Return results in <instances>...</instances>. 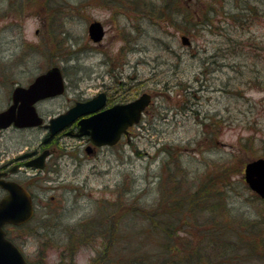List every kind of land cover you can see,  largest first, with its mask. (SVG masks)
Masks as SVG:
<instances>
[{
    "label": "rangeland",
    "instance_id": "1",
    "mask_svg": "<svg viewBox=\"0 0 264 264\" xmlns=\"http://www.w3.org/2000/svg\"><path fill=\"white\" fill-rule=\"evenodd\" d=\"M175 8L173 23L160 15L164 0H0V110L14 85H26L52 65L61 68L66 89L40 105L45 117L91 96L102 84L117 85L116 79L131 85L133 96L142 90L152 94L128 138L88 159L82 156L80 164L67 147L57 165L40 174L45 180L36 178L34 219L7 228L27 260L98 262L100 238L71 246L65 243L71 240L65 238L67 227L84 217L98 219L109 213V205L154 208L163 192L173 197L169 177L183 173L175 184L184 190L179 200L192 197L189 180L203 181L210 172L219 177L217 186L229 180L228 205L240 216L253 218L264 208L243 180V165L264 154V0H178ZM180 11L188 14L186 24H180ZM205 17L209 25L196 28L195 21ZM94 19L105 28L100 43L87 33ZM43 135L41 128L0 131V161L39 144ZM60 140L74 146L71 155L84 154L77 138ZM172 207L164 201L158 209ZM193 212L188 224L180 218L183 228L177 225L175 238L197 236L202 216L196 219ZM163 235L158 239L151 232L147 239L161 245Z\"/></svg>",
    "mask_w": 264,
    "mask_h": 264
},
{
    "label": "trees",
    "instance_id": "2",
    "mask_svg": "<svg viewBox=\"0 0 264 264\" xmlns=\"http://www.w3.org/2000/svg\"><path fill=\"white\" fill-rule=\"evenodd\" d=\"M176 3L178 0H164L165 11L160 14L169 15L173 23ZM242 9H247L249 14L255 13L254 7ZM187 16V13L180 11L181 25L187 23ZM206 19L195 21V27L200 24L209 25L204 23ZM183 26L179 28L190 31L189 27L184 29ZM178 176L169 177V188H175L173 197L163 192L154 208L141 206L136 202L135 206L129 208L124 205L117 208L112 204V209L109 205V213L98 219L84 217L76 225H69L64 234L67 240H71L65 243L71 245L86 242L90 238H100L102 247L96 256H99L98 262L91 264H264V208H258L257 215L253 218H246L243 213L240 216L228 205L229 180L221 181L220 186H217L219 177H213L210 172L203 181L189 180L192 185L188 184L187 189L193 188L192 197L187 201L179 200L178 195L184 190L178 191L175 184L177 179L186 177V174ZM171 178L173 183L170 184ZM251 195L255 199H261L253 192ZM164 201L173 202V207L163 213L158 206ZM260 201L264 202V199ZM192 210L195 212L194 217L197 215L196 219H201L202 216L200 224L195 226L197 236L193 234L192 237L189 233L187 237L192 242L181 237L175 238L180 230L177 225L182 229L183 223L188 224L193 219L190 213ZM181 217L183 223L178 224ZM57 224L59 225L54 222L53 227L58 226ZM192 226L190 223L188 228L192 229ZM75 227L82 228V232H76ZM151 232L155 238L156 234L160 236L158 239L164 233L161 245L157 244L158 239L154 242L147 239ZM7 236L9 237L8 233ZM151 246L152 251L147 250Z\"/></svg>",
    "mask_w": 264,
    "mask_h": 264
},
{
    "label": "water",
    "instance_id": "3",
    "mask_svg": "<svg viewBox=\"0 0 264 264\" xmlns=\"http://www.w3.org/2000/svg\"><path fill=\"white\" fill-rule=\"evenodd\" d=\"M88 34L93 41H99L103 36L101 23L92 21L88 26ZM181 41L184 44L189 42L186 36H181ZM62 90L63 81L56 66L37 76L28 87H15L12 91V103L0 111V127H6L11 123L16 126L41 124L42 118L35 111L33 103ZM103 100V94H99L86 102H76L65 112L50 118L45 125L49 129V136H53L79 116L95 111L102 105ZM148 101L149 95L143 93L127 104L115 105L82 117L77 122L76 134H88L96 145L114 144L122 133H127L128 125L138 121L140 112ZM243 178L252 191L264 198V157L247 161L244 165ZM0 185L8 190L7 195L0 199V264H39L26 262L19 249L5 237L3 229L6 223L17 225L29 220L32 216L30 196L16 182L0 180Z\"/></svg>",
    "mask_w": 264,
    "mask_h": 264
},
{
    "label": "flooded vegetation",
    "instance_id": "4",
    "mask_svg": "<svg viewBox=\"0 0 264 264\" xmlns=\"http://www.w3.org/2000/svg\"><path fill=\"white\" fill-rule=\"evenodd\" d=\"M110 71L111 69L107 71V73H111ZM116 82L118 83L117 84L118 86L114 85L113 83L102 84L101 87L96 91V93L91 95V96H94L98 93H104L105 95L102 105L99 108H97L93 113H97L101 110H104L116 104H123V103L129 102L135 97H137L140 93L144 92V90H142L139 94H137L136 96H133L131 93L132 92L131 85H127L117 79H116ZM91 96L78 97L77 99H74L72 103L68 104L64 109L59 110L56 113H53L52 115L57 114L61 111H64L65 109L70 107L72 104H74L76 101H85L89 99ZM54 98H44V99L38 100L35 103V107L38 113H40V110H39L40 105L43 102L50 100V99H54ZM10 101L11 100L9 99L8 104L10 103ZM151 103H152V99L149 102V104L146 106V108L144 109L142 116L145 112H147L148 110L147 108L150 106ZM133 127L134 125L129 126L127 128L129 133ZM8 128H12L14 130H33L35 128H41L44 131V135L42 136L39 144H36L33 146L26 145L25 148L17 152L15 156L9 158L6 161H2V160L0 161V179L4 181H14V182L19 183L22 187H24L28 191L29 195L31 196L34 209L37 207L36 196L38 194L37 186H35L36 178L45 180L46 176L44 178V177H41L40 174L46 173L48 170H51L57 165L58 157H63V156H60L59 153H66V148L71 147L70 148L71 151L68 150L70 152V157L72 158L73 161H76L77 163L80 164L82 156H85L86 159H88L89 155L93 156L101 149L112 147L109 145H102V146L93 145L89 137L87 135H83V136H79L76 138L78 139L80 146L82 148V152L84 154L83 155H71L73 152H75L76 149L74 148L73 145L65 144L64 142H62L60 138L63 136L75 137L74 133L77 131L76 121L72 122L68 127L58 132L56 135L48 138L47 140H45V137H46L45 135L47 134V128H44L41 125L38 127L34 126V127H22V128H18V127L10 125L7 128L0 129V131L6 130ZM45 152H46L45 156L41 157V154ZM6 194H7V190L1 187L0 185V198L4 197ZM12 226L13 225H10V224L6 225L7 228L12 227Z\"/></svg>",
    "mask_w": 264,
    "mask_h": 264
}]
</instances>
